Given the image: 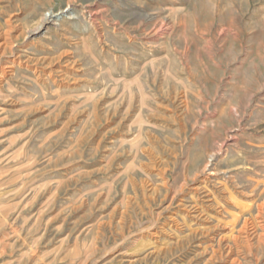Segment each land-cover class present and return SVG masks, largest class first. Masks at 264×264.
<instances>
[{
	"label": "rangeland",
	"instance_id": "1",
	"mask_svg": "<svg viewBox=\"0 0 264 264\" xmlns=\"http://www.w3.org/2000/svg\"><path fill=\"white\" fill-rule=\"evenodd\" d=\"M0 264H264V0H0Z\"/></svg>",
	"mask_w": 264,
	"mask_h": 264
}]
</instances>
